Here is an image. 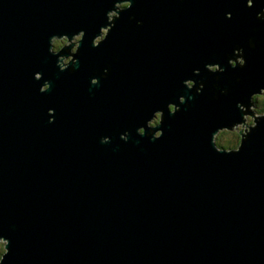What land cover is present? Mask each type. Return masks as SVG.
<instances>
[{"label":"water","instance_id":"1","mask_svg":"<svg viewBox=\"0 0 264 264\" xmlns=\"http://www.w3.org/2000/svg\"><path fill=\"white\" fill-rule=\"evenodd\" d=\"M117 1L0 0L3 264H264V119L239 152L215 142L254 116L264 0H132L112 24ZM80 31L76 71L61 72L50 41ZM237 47L245 68L228 64Z\"/></svg>","mask_w":264,"mask_h":264},{"label":"clouds","instance_id":"2","mask_svg":"<svg viewBox=\"0 0 264 264\" xmlns=\"http://www.w3.org/2000/svg\"><path fill=\"white\" fill-rule=\"evenodd\" d=\"M254 6V0H247V7L252 8ZM116 7V6H115ZM132 8V0H123V2L118 4V7H116V11H110L107 14L108 21L114 24V22L120 17V12H123L125 10H129ZM226 18L231 20L232 14L230 12L226 13ZM256 18L258 20L264 21V9L259 11L256 14ZM111 29L109 27H104L100 29V34L96 36L92 40V47L98 48L103 42L106 41L109 32ZM85 32L80 31L78 34H74L71 38V44H75V47L71 49V55H68L67 57L60 55L63 50H65L67 47H70V38L68 35H62V36H53V38L50 41V48L49 53L54 56H58L59 59L57 61V67L61 72L69 71L70 73H75L76 68L73 67L74 65H77L79 63L78 60L75 59V57L79 54L81 43L83 42L85 38ZM249 47H255V44L253 41L249 40ZM233 54L235 58H229L228 64L233 68H245L247 66V61L245 59V52L243 48L237 47L233 49ZM207 71L213 74L216 73H223L224 69L220 67L219 64H208L206 65ZM195 75H200L199 70H195ZM109 75V69L105 68L103 70V73L98 77H93L91 79V85L92 86H98L100 84L101 79H107ZM38 76L43 79V76L41 73L35 74V79L37 80ZM184 86L189 90H195L196 95H200L205 88V84L201 82L199 86L197 87L196 81L192 79H186L183 81ZM51 89V83L45 82L43 86V91L41 93H47ZM222 94H226V91ZM257 99L264 101V87L260 88L259 91L253 92V94L250 97L251 104L253 105L251 107V112L254 113L253 115H244L243 117V123H239L237 129V132L230 143L226 145L228 152H239L242 143L244 141V138L247 134H249L250 130L257 127V119H264V105H258L256 103ZM180 103L184 104L186 103L185 98L182 96L180 98ZM170 105V107H169ZM168 105V111L170 108L175 107V112L169 111L170 114L177 113L180 109L175 104H169ZM238 107L242 112H247L248 109L245 108L243 104H239ZM161 113L162 111H156L155 112V119L152 121V126L156 127L161 125ZM49 115L54 116V110L49 109ZM54 120H50L49 123H53ZM138 134L141 136H144V128L141 127L138 130ZM240 132H244L245 135L241 136L239 135ZM163 136L162 131H158L153 136V139H160ZM121 140H124L127 142L128 140V134L124 133L120 137ZM101 143L108 144L110 143L109 137H103L101 139ZM217 147H219V144H217ZM9 244L10 241L8 239H5L4 237L0 236V264H3V261L5 257L9 254Z\"/></svg>","mask_w":264,"mask_h":264},{"label":"rangeland","instance_id":"3","mask_svg":"<svg viewBox=\"0 0 264 264\" xmlns=\"http://www.w3.org/2000/svg\"><path fill=\"white\" fill-rule=\"evenodd\" d=\"M71 45H72V44H71V39H70V46H71ZM73 47H74V46H73ZM65 57H67V56H65ZM38 78H39V76H38ZM43 86H44V85H43ZM43 86H42V88H43ZM245 115H246V114H245ZM150 124L152 125V121H150ZM238 125H239V124H238ZM237 127H238V126H237ZM229 131H230V132L225 133L224 136H222V138H221V141H222V142H226V141L229 142L230 139L232 140L233 137H234V136H233V135H234L233 132H234V133L237 132V131H234V130H229ZM232 131H233V132H232ZM221 141H219V140H218V137L216 136V142H217V144H219V142H221ZM227 142H226V143H227ZM219 146H222V145L219 144Z\"/></svg>","mask_w":264,"mask_h":264},{"label":"flooded vegetation","instance_id":"4","mask_svg":"<svg viewBox=\"0 0 264 264\" xmlns=\"http://www.w3.org/2000/svg\"><path fill=\"white\" fill-rule=\"evenodd\" d=\"M73 46L75 45V44H72ZM73 46L71 47V49L73 48ZM70 47H67L65 50H63V52L60 54V55H63V56H68V55H71V49H69ZM260 101L261 100H259V99H257V101H256V103L258 104V105H260ZM153 121V120H152ZM151 125V124H150ZM237 128V127H236ZM224 130H227L226 131V133H228V132H230L228 129H224ZM234 131H237V129H235ZM233 132V131H232ZM217 137H218V140L219 141H221V139H219V134L217 135ZM222 142V141H221ZM227 142V141H226ZM223 147H225V146H223ZM225 148H227V147H225Z\"/></svg>","mask_w":264,"mask_h":264},{"label":"bare ground","instance_id":"5","mask_svg":"<svg viewBox=\"0 0 264 264\" xmlns=\"http://www.w3.org/2000/svg\"><path fill=\"white\" fill-rule=\"evenodd\" d=\"M121 2H123V0H119V1H117L116 4H115V6L118 7V4L121 3ZM115 6H114L112 9H110L109 12H110V11H116L117 9H116ZM71 38H72V37H71ZM149 123H150V122H149ZM238 124H239V123H238ZM238 124H236V125L234 126V130L236 129V126H238ZM151 126H152V125H151ZM221 131H222V130H220V131L217 133V135H218ZM217 135H216V136H217ZM216 136H215V142H216ZM216 146H217V142H216ZM217 148L220 149V150H221V149H222V150H228L227 148H225V147H223V146H219V147H217Z\"/></svg>","mask_w":264,"mask_h":264},{"label":"trees","instance_id":"6","mask_svg":"<svg viewBox=\"0 0 264 264\" xmlns=\"http://www.w3.org/2000/svg\"><path fill=\"white\" fill-rule=\"evenodd\" d=\"M260 105H264V101H260ZM226 131H227V130H222V131L219 133V139H221L222 136H224V134L226 133ZM233 134H234L233 136H235L236 133L233 132ZM239 135H240V134H239ZM230 142H231V139H230V141L227 142V143H226V142H219V144L222 145V146H225V147H226V145H227L228 143H230Z\"/></svg>","mask_w":264,"mask_h":264},{"label":"snow or ice","instance_id":"7","mask_svg":"<svg viewBox=\"0 0 264 264\" xmlns=\"http://www.w3.org/2000/svg\"><path fill=\"white\" fill-rule=\"evenodd\" d=\"M169 111L175 112V107L170 108Z\"/></svg>","mask_w":264,"mask_h":264}]
</instances>
